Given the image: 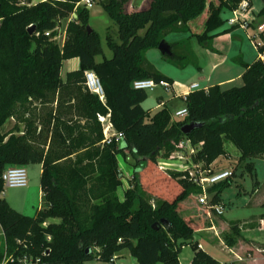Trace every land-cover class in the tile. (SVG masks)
<instances>
[{
  "label": "trees",
  "instance_id": "trees-1",
  "mask_svg": "<svg viewBox=\"0 0 264 264\" xmlns=\"http://www.w3.org/2000/svg\"><path fill=\"white\" fill-rule=\"evenodd\" d=\"M81 1L50 0L28 7L0 0V263L5 258L7 264L110 263L127 250L138 264H181L183 248L201 227L179 210L202 189L188 174L165 172L177 193L164 199L145 177L158 159L180 151L183 142L198 148L194 160L207 170L229 156L227 145L237 150L240 164L263 159L264 63L240 62L242 87L190 93L183 119H174L166 108L151 114L142 108L147 93L134 90V83L173 81L147 65V53L169 34L180 33L209 48L214 33L226 24L223 15L231 14L240 0H147L134 12L129 11L132 0H104L101 6L118 27L120 44L108 38L113 58L102 63L96 61L103 54L100 37L87 29L90 11L77 10L78 20L68 24L63 47L54 41L59 22L67 21ZM257 17L264 20V7ZM46 32L53 33L48 38ZM170 46L173 56L163 57L176 62L182 45ZM73 59H79L80 68L63 80V64ZM86 72L100 79L104 103L85 89ZM108 114L124 134L118 146H102L98 116ZM11 121L15 126L5 133ZM191 124L202 127L183 134L182 128ZM127 155L135 161V172L122 201L120 158ZM36 164L42 166L46 208L30 218L1 198L2 176L8 168ZM246 167L253 172V164ZM230 184L231 178L208 189L212 205L220 203ZM50 220L59 222L47 225ZM233 230L242 238L238 225ZM198 246L191 264H220Z\"/></svg>",
  "mask_w": 264,
  "mask_h": 264
},
{
  "label": "rangeland",
  "instance_id": "rangeland-1",
  "mask_svg": "<svg viewBox=\"0 0 264 264\" xmlns=\"http://www.w3.org/2000/svg\"><path fill=\"white\" fill-rule=\"evenodd\" d=\"M17 1L21 3L25 0ZM102 2L97 3L90 11L89 18V27L99 35L103 49V54L96 59L98 63L113 58V52L108 46V38L120 44L118 27L103 10ZM146 2L147 0H132L129 11L139 10ZM263 6L264 0H254V8L247 18L251 19L253 12L258 14ZM231 18L232 13L223 15L226 24L214 33L216 36L213 38L209 48L201 45L197 38L190 37L189 34H169L166 37L169 45H182L176 50V54L180 59L176 62L168 61L164 59L158 49H154L146 55L147 65L155 72L174 82L178 81L185 86L195 82L202 83L200 77L204 76L206 79L209 77L214 78L224 71L229 73L233 79H236L239 73L244 71L240 62L251 65L257 60L258 53L250 39V36L255 34L254 30L250 29L248 32L240 29L233 32L230 31L231 28L228 21ZM68 24V20L59 24L60 40L57 39L55 42L60 47H63ZM224 31L228 32L224 33ZM144 33V31L140 32L141 35H144ZM215 58L217 60H214ZM224 59H226L225 64L214 74V61L218 62ZM75 65L76 61L73 60L64 62L61 72L62 78L66 79ZM242 86V79H238L225 86L223 90ZM202 89L203 87H201ZM146 93L147 99L142 104V108L147 112L156 108L160 99L165 101L174 96L172 91L167 93L161 87ZM181 102L177 100L172 109L177 110L183 107ZM155 111L151 114H154ZM172 116L177 119L174 115ZM14 126L15 123L10 122L5 128V133L9 132ZM20 128L22 129L23 126ZM195 150L197 151L198 149L196 148ZM227 151L229 156L220 158L215 165V171L219 172L229 168L227 171L232 173L231 184L224 189L220 203L215 205L224 210L223 214L217 215L212 210L209 216L205 206L203 207L199 200L193 196L190 205L193 214L185 219L199 225L201 231L195 236L191 245L183 248L180 254L181 264L192 263L195 254L199 252L197 250L198 245L203 247V252L212 256L220 264H264V158L240 164L238 152L232 145H227ZM158 160L160 162L163 159ZM247 164H253V172L247 170ZM134 166L135 161L132 156L127 155L126 159L120 158V170L124 176L123 186L118 191L120 198L124 197V193L130 186L135 172ZM25 170L28 186L26 188H5L1 198L17 213L35 218L39 209L46 208V203L40 195L42 167L39 164L29 165ZM169 172H177V170ZM145 182L147 186L151 185L152 191L159 193L164 199H172L177 193L175 181H169L166 173L160 171L159 166L153 165L152 172L145 177ZM152 204L154 205V203ZM234 225H238L242 238L237 237L233 230ZM213 226L215 231L212 230ZM258 227L263 228V230H259ZM1 234L2 230L0 227V242L3 244ZM128 254L127 250L121 252L118 255L120 259L118 263L123 264V257H127ZM87 264L110 263L93 261Z\"/></svg>",
  "mask_w": 264,
  "mask_h": 264
},
{
  "label": "built area",
  "instance_id": "built-area-1",
  "mask_svg": "<svg viewBox=\"0 0 264 264\" xmlns=\"http://www.w3.org/2000/svg\"><path fill=\"white\" fill-rule=\"evenodd\" d=\"M50 0H25L20 3L21 6H34L39 3H46ZM104 0H82L77 4L74 13L68 19V22H76L78 20L77 10L79 8L91 11L99 2ZM253 0H240L238 7L232 12V18L228 21L230 28L236 30H243L248 32L250 29H253L255 34L250 36L254 48L258 53V58L260 62L264 63V20L259 21L258 17L247 18V16L252 11ZM61 22H59L60 24ZM59 24L55 29L57 35L54 38V41L57 39L60 40L59 35ZM53 32H46V37H51ZM66 34V32H65ZM66 41V36H64L63 45ZM85 89L100 98V100L105 102V94L103 86L100 79L96 76L94 72L85 73ZM161 87L165 92L170 93L172 90V85L168 82L162 81L159 84L155 83L152 80H143L137 81L133 85V89L136 91H154L156 88ZM197 90H201L199 85L194 84L191 86V93ZM188 96V95H187ZM187 98V97H186ZM186 101V99H185ZM188 115L187 109H183L175 113V118L183 119ZM98 122L100 123L103 131L104 139L102 141V146H110L116 144L117 146L121 144L124 139V134L117 132L112 121L111 115L107 116H98ZM181 150L172 154L168 160H161L158 164L160 171L169 172L171 170H177L179 173L188 174V179L193 184H196L202 189V194L196 196L199 200V203L210 212L213 210L217 215L223 214V209L212 205L210 196L208 194V189L214 185L220 184L232 177L231 172H215L213 169H205L203 163H196L195 156L197 155V147H193L189 142H183L181 144ZM189 149V150H187ZM198 149V148H197ZM2 181L5 188H26L28 186L27 173L24 167L17 168H8L3 176ZM212 230L215 231V227H212ZM51 240L50 238L48 239ZM198 248L201 250L202 246L199 245ZM9 259H6L0 264H7ZM115 263V258L111 260L110 264Z\"/></svg>",
  "mask_w": 264,
  "mask_h": 264
},
{
  "label": "crops",
  "instance_id": "crops-1",
  "mask_svg": "<svg viewBox=\"0 0 264 264\" xmlns=\"http://www.w3.org/2000/svg\"><path fill=\"white\" fill-rule=\"evenodd\" d=\"M263 7H264V6H263ZM263 7H262V9H263ZM253 8H254V0H253V4H252V9H253ZM259 13H260V12H259ZM259 13H258V14H259ZM258 14H256L255 12H253L252 17H257ZM218 59H219V58H218ZM214 60H217V58H215ZM73 61H76V65H75V67H73V69L70 70L69 73H72V72L78 71L79 68H80V61H79V59H73ZM225 61H226V59H224V60H219L218 62L214 61V64H215V65H213V72H214V74L217 72V70H218L220 67H222V65L225 64ZM97 63H98V62H97ZM244 72H245V70H244L242 73H239V75H238V77H237L236 79H233V78L229 75V73H226L225 71L222 72V73H220L219 75H217V76L214 77V78H210V77H209L208 79H206V78L203 76V77H200V80L202 81V83L195 82V83H192V84L189 85V86L182 85V84L179 83L178 81H176V82L173 81V83H172V90H171V91H172V93H173L174 96H172L170 99L165 100V101L162 100V99H160V100H159V105H158L156 108L152 109L150 112L152 113L154 110H156V111L154 112V113H156V112H158V111H160V110L166 108V109H168V110L171 112L172 115L175 116V113H177V112H179V111H181V110H183V109L186 108L185 99H186L187 95H189V94L191 93L190 88H191L192 85L197 84V85H199L200 89H201V87H203V90H208L209 88L214 87V86H220L222 89H224L225 86L230 85V84L233 83L235 80L242 79V76H243ZM61 77H62V75H61ZM62 79L65 80L64 78H62ZM177 100L182 101L181 103H183V107H181V108H179V109H177V110H175V109L173 110L172 108H173V106L175 105V103H176ZM72 104H74V102H73ZM75 119H77V118L75 117ZM11 122H14V123H15V121H11ZM84 123H85V122L83 121V122H82V125H83ZM234 149H235V148H234ZM236 151H237V150H236ZM238 156H239V154H238ZM215 165H216V162H215V164H214V166H213V170H214V171H215ZM41 167H42V166H41ZM227 169H229V168H225V169H223V171H219V172H225V171H227ZM215 172H218V171H215ZM40 195H41L42 199H44V196H43L42 190H41V192H40ZM119 198H120V197H119ZM123 198H124V197L120 198V200L123 201ZM192 198H193V197L189 198L188 200H186L184 203L181 204V208H180L179 211H180L181 215H182L184 218H188V217H190V216L193 214V212H192V210H191V208H190V205H191V199H192ZM40 210H41V209H39L38 212H39ZM207 214H208V211H207ZM58 222H59V221H57V220H50V221L47 222V225H48V224H52V223H58ZM258 228H259V230H263V228H264V222H263V228H260V227H258ZM1 236H2V234H1ZM201 250L203 251V247H202ZM128 252H129V251H128ZM124 258H125V259H124ZM119 260H120V259H119V256H118V258L115 259V263H114V264H119V263H118V262H120ZM135 263L138 264L137 261L131 257L130 252H129V254H128L127 257H123V264H135ZM180 263H181V262H180ZM86 264H87V263H86ZM121 264H122V263H121Z\"/></svg>",
  "mask_w": 264,
  "mask_h": 264
},
{
  "label": "water",
  "instance_id": "water-1",
  "mask_svg": "<svg viewBox=\"0 0 264 264\" xmlns=\"http://www.w3.org/2000/svg\"><path fill=\"white\" fill-rule=\"evenodd\" d=\"M88 31H89V34L92 33V29L90 27L87 28ZM35 31V28L34 27H31L30 28V33L33 34ZM158 50L159 52L162 54V56L164 57H172L173 54H172V48L171 46L166 42V41H163L160 43L159 47H158ZM202 125L200 124H191V125H187L185 127L182 128V132L183 134L185 135H189L192 131H194L195 129H198V128H201ZM162 226H167L168 225V222L167 221H162ZM153 229L154 230H158V226L157 224H155L153 226Z\"/></svg>",
  "mask_w": 264,
  "mask_h": 264
}]
</instances>
